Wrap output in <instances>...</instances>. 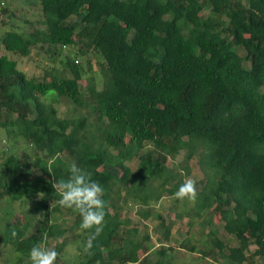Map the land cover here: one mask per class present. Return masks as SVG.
<instances>
[{"label":"trees","instance_id":"obj_1","mask_svg":"<svg viewBox=\"0 0 264 264\" xmlns=\"http://www.w3.org/2000/svg\"><path fill=\"white\" fill-rule=\"evenodd\" d=\"M38 3L42 20L0 37V131L34 151L6 152L0 163V200L26 209L0 236L18 254L14 264H30L31 248L51 242L55 264H175V248L163 245L173 227L154 205L175 196L194 158L204 178L189 228L211 230L190 250L215 264H264V0ZM1 5L0 23L9 12ZM36 48L61 63L44 79L19 68ZM92 56L105 77L101 90L93 78L81 85ZM60 99L86 115L59 117ZM181 152L182 164L170 167ZM73 162L104 188L103 231L89 252L95 228L81 230L76 210L63 207L75 213L71 225L54 221L61 197L52 185L70 176ZM130 204L143 220L159 221L157 252L149 228L122 214ZM215 216L234 245L211 227ZM69 233L80 241L74 263L65 257Z\"/></svg>","mask_w":264,"mask_h":264},{"label":"rangeland","instance_id":"obj_2","mask_svg":"<svg viewBox=\"0 0 264 264\" xmlns=\"http://www.w3.org/2000/svg\"><path fill=\"white\" fill-rule=\"evenodd\" d=\"M5 5L1 8L7 9L8 15L4 17V21L0 23V37L7 31L11 30V27H15L16 29H20V27H26L25 21H38L42 20L40 16V5L39 0H0ZM0 2V3H1ZM40 16V18H38ZM28 27V26H27ZM19 68L21 70H26L28 75H36L42 77L43 79L49 77L48 71L52 67H61V63L58 61L56 63H51L49 59V55L45 54V52L36 49L32 50V55L28 58H20L19 59ZM99 60L95 56H92L91 65L92 70H89V64L87 63V59L83 60V66L87 74L84 76L81 81V85L85 87L88 82H90L91 78H93V83L96 85L97 89L101 90L105 84V77L100 72V67L98 65ZM29 76V77H30ZM28 77V78H29ZM52 94H55L52 92ZM53 105L58 111V115L61 118H77L79 116L86 115V111L81 108H77L72 103H70L67 99L53 100ZM95 116H92L94 119ZM19 142V143H18ZM6 152H19L25 155H30L33 153L32 147L23 144L20 141H11L6 137L4 131H0V163L3 160ZM186 157V152H181L175 159L169 158L168 165L170 167H178L182 164ZM128 165L132 166L134 169L137 166V162L128 163ZM190 167L192 168L191 176L188 178H192L195 180L196 184L200 180L204 178L203 174L200 171V166L198 165V158H194L190 162ZM40 172L35 171V175H38ZM125 197V196H124ZM126 199V198H124ZM52 208L58 206L56 203H51ZM196 204L195 201H191L187 198L181 200L176 196L165 197L161 199V201L154 205V211L159 212L167 223H170L173 227L172 232V241L171 243L163 242V245L167 248L169 245L173 250V257L175 258V264H215L216 262L210 258H203L201 255L197 253H193L189 245L196 244L197 248H200L198 245L199 240L206 241L209 237L207 236L208 231L211 228L203 229L200 222L195 224V228L190 230V217L193 214L192 208ZM60 212H57L54 216V221L64 220L68 225H71L75 219V213L71 210H66L63 207L59 206ZM22 205L19 203H11L7 200H0V236L4 229V222L6 223L8 220L13 222L21 221L23 213H25ZM124 210H122V214H130V219L132 225L137 226L140 230L143 228H149L151 231V241L150 246L151 254L157 252L160 248H162V244L159 243L161 230L158 227L159 221L156 219H149L147 221L143 220L139 215L140 207L135 204H130L129 206H124ZM53 211V210H52ZM191 214L190 216L188 215ZM182 215L181 218L178 215ZM211 215V212H209ZM62 217V218H61ZM206 218V216H204ZM210 225L212 228H215L219 231V237L223 240H228L232 242V245L235 244V240L228 236V234L224 230V222L219 216H215L211 219ZM34 228H31L28 231V235L34 233ZM66 240H69L65 257L70 260L71 263H74L78 260L80 256V252L78 250L80 246V241H74L71 238V233L65 236ZM228 238V239H227ZM54 243L51 242L49 248H52ZM18 254L14 253L11 247H6L0 238V264H14L15 258H17ZM215 263H214V262ZM262 261H259L261 264ZM218 264H227L226 261H220Z\"/></svg>","mask_w":264,"mask_h":264},{"label":"clouds","instance_id":"obj_3","mask_svg":"<svg viewBox=\"0 0 264 264\" xmlns=\"http://www.w3.org/2000/svg\"><path fill=\"white\" fill-rule=\"evenodd\" d=\"M55 192L61 197L59 205L76 210L82 217L81 230L95 228V233L87 240L84 251L89 252L93 247V240L103 231L105 217L104 188L92 179V173L78 167L75 162L70 165V176L54 183ZM175 196L178 199L195 201L197 197L196 182L186 178L180 185ZM11 236L15 238L17 231L11 229ZM59 253L54 248H48L44 243L34 245L29 253L30 264H55Z\"/></svg>","mask_w":264,"mask_h":264}]
</instances>
